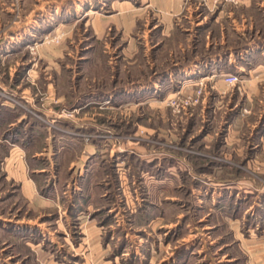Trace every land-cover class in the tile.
Here are the masks:
<instances>
[{"label":"rangeland","instance_id":"374dc122","mask_svg":"<svg viewBox=\"0 0 264 264\" xmlns=\"http://www.w3.org/2000/svg\"><path fill=\"white\" fill-rule=\"evenodd\" d=\"M7 1L0 264L262 263L264 0Z\"/></svg>","mask_w":264,"mask_h":264},{"label":"crops","instance_id":"0c3cea01","mask_svg":"<svg viewBox=\"0 0 264 264\" xmlns=\"http://www.w3.org/2000/svg\"><path fill=\"white\" fill-rule=\"evenodd\" d=\"M244 4H245L246 8H248L252 4V2L250 0L249 1L247 0V1H245ZM11 8L12 7H11V4L9 3V1H7V0H0V11H2V13H3V14L0 15V23L1 22H4L6 20L7 17L5 16V14L8 15L11 12L10 11ZM178 11H180V10H178ZM178 13L179 12H177V14ZM30 15L31 14H28V16H26L25 19H23V20L21 19L19 24L27 25L28 22H29L28 21L29 20L28 17ZM243 26H245V24H243ZM238 30L241 31L240 27L238 28ZM258 49H261V50L264 49V40L262 41L260 38H252V39H248V41L245 40L244 43L236 44L235 47H232V46L228 47L227 46V48H224V50H222L220 52H215V53L211 52V54L208 55V64H206L208 67L206 66L205 69L207 71L208 70L211 71L213 67H216V65L221 64L223 62V63H226V66L228 65L227 66L228 68L230 66L231 68L232 67L236 68L237 71L238 70H241V67H240V65H238L237 62H235V65H233L234 62H233V59L231 58V56H233V54L235 53V55H237V59L238 58L241 59V57H243L242 59H245V57L243 56L244 53H248V54H246V57L247 56L249 57V55L252 56V53L255 52V51H257ZM253 56H254V54H253ZM191 64H188L187 66H185L186 68L184 70L185 71L192 72V73L201 72L200 69H196L195 66H197V65H195L193 63H191ZM207 68H209V69H207ZM17 165L18 166L20 165L19 161H18ZM16 173H13L12 174V176H11L12 179L13 178L14 179L17 178L16 177ZM21 178H22L21 180H24V181L26 180L25 181V184L24 183L23 184L25 185V187L27 185V188H28V191H29V194H30V199L36 200V188H35L34 182L33 181H30V180H27L26 177H21ZM16 180H18V179H16ZM237 240L241 244V247L240 248L243 249L242 245H244V242H243L242 238L237 237ZM259 248L261 249V247H259ZM260 249H259V251H260ZM246 252H245L246 256L248 255L247 258H250L252 261L253 260H256V259H260V260L263 259L262 256H260V254H258V257H257V255H255V253H251L250 251H248V253H246ZM262 255H264V252H262ZM260 264H264V261H262V263H260Z\"/></svg>","mask_w":264,"mask_h":264},{"label":"built area","instance_id":"2783aa9c","mask_svg":"<svg viewBox=\"0 0 264 264\" xmlns=\"http://www.w3.org/2000/svg\"><path fill=\"white\" fill-rule=\"evenodd\" d=\"M222 1H226V2H228V1H233V2H237V1H239V0H222ZM238 75H236V74H227L226 76H225V81L227 82V83H229V84H235L237 81H238Z\"/></svg>","mask_w":264,"mask_h":264},{"label":"trees","instance_id":"16d2710c","mask_svg":"<svg viewBox=\"0 0 264 264\" xmlns=\"http://www.w3.org/2000/svg\"><path fill=\"white\" fill-rule=\"evenodd\" d=\"M10 111H2L0 110V124H3L5 119L8 118Z\"/></svg>","mask_w":264,"mask_h":264}]
</instances>
